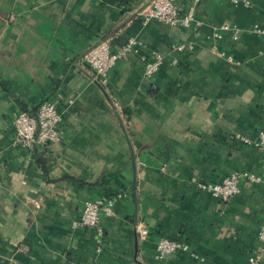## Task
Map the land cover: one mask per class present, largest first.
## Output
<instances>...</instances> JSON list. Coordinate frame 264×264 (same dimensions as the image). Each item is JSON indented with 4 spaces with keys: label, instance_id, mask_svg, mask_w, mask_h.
<instances>
[{
    "label": "crops",
    "instance_id": "1",
    "mask_svg": "<svg viewBox=\"0 0 264 264\" xmlns=\"http://www.w3.org/2000/svg\"><path fill=\"white\" fill-rule=\"evenodd\" d=\"M151 1L0 0V264H248L257 249L264 151L241 139L264 130V0H201L188 29L143 23ZM175 2L183 13L187 0ZM128 37L140 55L101 87L84 54ZM151 51L163 63L144 79ZM44 102L61 113V139L14 145V117ZM234 171L261 182L227 202L198 188ZM118 194L102 235L71 227L84 202ZM161 238L187 251L157 259Z\"/></svg>",
    "mask_w": 264,
    "mask_h": 264
},
{
    "label": "built area",
    "instance_id": "2",
    "mask_svg": "<svg viewBox=\"0 0 264 264\" xmlns=\"http://www.w3.org/2000/svg\"><path fill=\"white\" fill-rule=\"evenodd\" d=\"M230 1L234 4L238 2L237 0ZM200 2L201 0H187L186 8L181 13L175 0H152L136 14L143 23L156 20L170 26L188 29L198 25L196 10ZM9 19L12 20L13 18L9 17ZM228 29L230 28L226 25L219 27L220 31ZM214 36L219 37V33H214ZM233 38H237L236 32L233 33ZM171 48L184 51L192 49L193 45L191 43H180L172 45ZM142 49V43L133 37L125 39L116 50L111 49L110 41L107 40L88 50L84 54L82 61L90 71L92 80L101 87H106L108 84V72L116 63L131 54L140 55ZM141 59L144 65V79L155 75L163 63V55L156 51H151L149 58L141 56ZM61 120L60 111L51 102L42 103L33 113L21 111L12 120L14 145L25 150H31L35 147L45 148L48 144L59 141L61 133L58 126ZM241 141L246 145H251L264 151V130L258 132L255 140L242 138ZM244 181L258 183L261 182V179L248 172L234 171L225 176L219 183H198V188L219 200L227 202L239 193L240 184ZM121 198L122 195L118 194L84 202L80 215L71 222V227L73 229L80 227L91 228L98 235H102L101 217L113 216L114 206ZM135 232L140 241H145L149 235V229L146 226H137ZM258 240L259 245L248 258V264H259L264 258V223L259 228ZM177 251H187V246L167 238L159 239L155 245V257L157 259H163L167 254Z\"/></svg>",
    "mask_w": 264,
    "mask_h": 264
}]
</instances>
